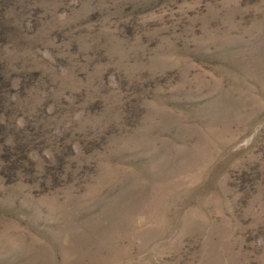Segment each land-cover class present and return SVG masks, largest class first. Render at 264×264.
I'll use <instances>...</instances> for the list:
<instances>
[{"label":"rangeland","instance_id":"374dc122","mask_svg":"<svg viewBox=\"0 0 264 264\" xmlns=\"http://www.w3.org/2000/svg\"><path fill=\"white\" fill-rule=\"evenodd\" d=\"M0 264H264V0H0Z\"/></svg>","mask_w":264,"mask_h":264}]
</instances>
